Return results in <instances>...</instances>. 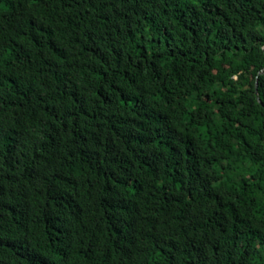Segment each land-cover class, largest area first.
Here are the masks:
<instances>
[{
    "label": "trees",
    "instance_id": "16d2710c",
    "mask_svg": "<svg viewBox=\"0 0 264 264\" xmlns=\"http://www.w3.org/2000/svg\"><path fill=\"white\" fill-rule=\"evenodd\" d=\"M0 85V264H264V0H0Z\"/></svg>",
    "mask_w": 264,
    "mask_h": 264
},
{
    "label": "water",
    "instance_id": "95a60500",
    "mask_svg": "<svg viewBox=\"0 0 264 264\" xmlns=\"http://www.w3.org/2000/svg\"><path fill=\"white\" fill-rule=\"evenodd\" d=\"M257 87H258V82H256V94H257V97H258L259 101L261 102Z\"/></svg>",
    "mask_w": 264,
    "mask_h": 264
},
{
    "label": "bare ground",
    "instance_id": "6f19581e",
    "mask_svg": "<svg viewBox=\"0 0 264 264\" xmlns=\"http://www.w3.org/2000/svg\"><path fill=\"white\" fill-rule=\"evenodd\" d=\"M228 32H229V31H228ZM228 32H227V33H228ZM223 36H224V35H223ZM9 83H10V82H9ZM0 86H1V85H0ZM4 86H5V85H4ZM0 88H1V87H0ZM5 92H6V91H5ZM2 158H3V157H2Z\"/></svg>",
    "mask_w": 264,
    "mask_h": 264
}]
</instances>
